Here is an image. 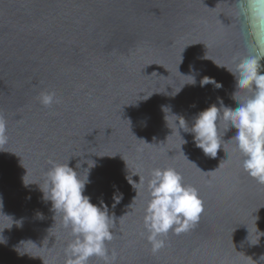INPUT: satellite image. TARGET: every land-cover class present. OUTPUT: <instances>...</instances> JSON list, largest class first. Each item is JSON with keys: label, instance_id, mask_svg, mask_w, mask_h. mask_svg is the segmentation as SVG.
I'll list each match as a JSON object with an SVG mask.
<instances>
[{"label": "water", "instance_id": "95a60500", "mask_svg": "<svg viewBox=\"0 0 264 264\" xmlns=\"http://www.w3.org/2000/svg\"><path fill=\"white\" fill-rule=\"evenodd\" d=\"M245 33L235 0H0V115L9 137L0 151V215L12 221L0 217V264H63L71 238L38 184L23 177L38 183L49 161L69 158L74 169L96 162L84 195L103 200L115 218L108 248L116 264H264V236L255 244L256 228L264 232V186L243 172L234 145L211 159L181 131L182 150L199 170L188 163L163 111L170 107L191 127L218 100L235 108V78L215 63L234 68L247 56ZM179 74L196 84L183 86ZM204 76L222 87H201ZM44 91L60 102L43 107ZM145 93L153 94L140 99ZM167 167L198 189L204 212L153 253L142 219L148 193L136 195L126 177L147 181L153 168ZM116 190L123 199L113 207Z\"/></svg>", "mask_w": 264, "mask_h": 264}, {"label": "clouds", "instance_id": "9594fccd", "mask_svg": "<svg viewBox=\"0 0 264 264\" xmlns=\"http://www.w3.org/2000/svg\"><path fill=\"white\" fill-rule=\"evenodd\" d=\"M235 2L245 24L246 39L251 38L248 42L249 54L240 58L234 68L217 63L215 65L225 68L234 76L236 91L232 98L237 106L235 108L225 106L222 100H218L219 107L212 104L199 112L194 117L191 127L182 116L169 114L170 107L165 106L163 111L166 114L167 126L169 127V122L171 123L169 127L171 135L174 130L180 141L179 151L188 163L193 164L182 150V146L188 141L181 136V131L190 133L194 146L211 159H216L221 149L228 155V145H234L233 150L239 153L243 172L256 184L264 186V65L260 63L264 59V0H235ZM192 71L195 72V69L193 68ZM179 76L184 78L183 86L196 84L194 75L179 74ZM209 84L216 89L222 87V84L217 83L214 78L204 76L200 80L201 87ZM240 93L248 95L241 100ZM152 94L145 93L140 99L146 100ZM37 99L45 108H51L60 102L54 91L41 92ZM232 129H235V135L225 142L223 137ZM8 142L6 120L0 115V151H5ZM69 160L70 158L66 162L49 161V167L42 181L29 182L26 173L23 182L25 185L38 184L42 199L51 203V211L54 217L58 218L60 228L71 238L64 248L63 264H90L92 258H96L98 264H116V253L115 251L110 253L108 248V244L114 239L112 229L115 227V218L109 214L108 205L103 200H100L99 205L93 204L91 198L84 195L86 185L91 182L90 170L97 166L96 162L81 161L74 169L69 167ZM223 162L219 166H222ZM82 163H87V168L77 171ZM133 176H138L139 181L134 182ZM126 179L136 195L141 189H145L148 193L142 219L147 233L146 239L153 253L166 247V238L170 232L177 235L188 232L199 222L204 212L199 191L186 184L183 176L175 168H153L147 181L139 173L131 177L128 175ZM112 199L114 201L112 206L115 207L123 199V194L116 190ZM0 217L7 218L11 226L10 218L3 215ZM255 235L257 236L255 244H257L259 238L264 236V232H259L256 228ZM0 244H6L2 235H0ZM16 251L20 255L32 256L22 247L17 248Z\"/></svg>", "mask_w": 264, "mask_h": 264}]
</instances>
